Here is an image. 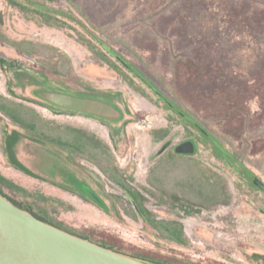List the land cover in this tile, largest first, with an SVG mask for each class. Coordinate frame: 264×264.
Here are the masks:
<instances>
[{"label": "rangeland", "instance_id": "374dc122", "mask_svg": "<svg viewBox=\"0 0 264 264\" xmlns=\"http://www.w3.org/2000/svg\"><path fill=\"white\" fill-rule=\"evenodd\" d=\"M18 2L26 9L0 0V173L18 186L4 192L124 253L264 264V193L163 103L187 113L264 183V0ZM76 20L137 73L104 50L128 78L98 59ZM47 89L107 99L124 117L112 123L51 107L36 96ZM13 131L25 172L8 159ZM187 140L196 153L176 154Z\"/></svg>", "mask_w": 264, "mask_h": 264}, {"label": "water", "instance_id": "95a60500", "mask_svg": "<svg viewBox=\"0 0 264 264\" xmlns=\"http://www.w3.org/2000/svg\"><path fill=\"white\" fill-rule=\"evenodd\" d=\"M37 97L60 109L118 121L122 112L102 99L58 90H43ZM176 154L193 155L187 140L174 148ZM253 184L264 192V183ZM0 264H154L78 237L16 207L0 194Z\"/></svg>", "mask_w": 264, "mask_h": 264}, {"label": "trees", "instance_id": "16d2710c", "mask_svg": "<svg viewBox=\"0 0 264 264\" xmlns=\"http://www.w3.org/2000/svg\"><path fill=\"white\" fill-rule=\"evenodd\" d=\"M10 3H13L14 6L19 7L20 9H26L25 5L20 4L18 2V0H9ZM38 13H40V11L36 10ZM36 12V13H37ZM55 21L61 23V25H65L64 22H61V20H58L56 18H53ZM77 21V25L81 28V30L83 31V33H85L87 36H89L92 41H95L97 44V46L95 44H92L91 40L88 41V38H82L84 37L82 34L83 33H79V35L81 36V39L85 44V46L88 48L89 51H91L92 53H94V55L100 59L103 63H106L108 65H110L111 68L114 69V71L118 74V76L120 78H128L127 75L122 72V70L120 68H118L119 66L117 64H115L113 61L108 60V58L106 57L105 54H102L101 50H104L112 59H114L115 61H117V63L120 64L121 68H123L126 72L128 73H137L134 69V67L131 65V63H129L128 61L122 59L120 56H118L117 54H115L110 48L106 47L105 44H103L102 42H100L97 37L95 36V34L93 32H91L87 26L85 24H83L82 22H80L79 20ZM83 24V26H82ZM136 75V74H134ZM136 78V77H135ZM148 88L151 90V92L153 93V91L155 92V94H157L159 97L160 94L154 90V88L150 85L147 84ZM47 90H57V89H47ZM61 91V90H58ZM65 92V91H62ZM68 93V92H67ZM73 94V93H72ZM76 95H80V94H76ZM37 96V95H36ZM82 96H86V95H82ZM89 97H94V98H99L102 99L101 97L98 96H94V95H90ZM147 98H149V96H147ZM108 103L113 104L116 108H118L121 112H122V118L118 121H106L103 119L105 122H112V123H116L119 122L123 119L124 117V112L122 111L121 108H119L115 103L107 100V99H102ZM44 102V101H43ZM45 104L54 107L46 102H44ZM163 103H165V108L167 110L173 111L175 112L178 116L180 121H182L184 124H190L196 131L197 133L201 136V140L204 144H207V146H209L211 153L219 160L225 162L227 165H229L230 167H232L242 178L246 179L250 186H252V188H255L257 190H259L254 184H253V180L254 179H259L248 167H246L245 164H243L241 162V160L239 159L238 155H235V153H233L232 151H230L229 149H227L219 140H217L215 137H213L211 134H209L206 130H204L203 128L200 127V125H198L193 118H191L189 115H187V113H185L184 111L178 110L177 108L173 107L171 103H169L168 101L163 99ZM57 108V107H54ZM60 109V108H58ZM64 110V109H62ZM65 111H69V112H75V111H70V110H65ZM77 113V112H76ZM89 116V115H88ZM93 117V116H91ZM97 118V117H95ZM19 140V136L17 134V132L13 131L10 134H8L6 136V140H5V144H6V151H7V155H8V159L9 162L11 163V165H13L15 168L25 172V170L23 169L24 166L23 164L17 159L16 154H15V144L17 143V141ZM193 142V141H192ZM194 143V142H193ZM195 146V151L193 154L196 153V144L194 143ZM1 186H6L8 189H12V188H18V186H16L13 182H11L10 180L6 179L4 176H2V174L0 173V194L2 196H4L6 199H8L10 202H12L16 207L32 214L34 217H36L37 219L49 223L57 228H60L64 231H67L71 234H74L78 237L87 239L93 243H96L100 246H103L105 248H108L110 250L137 258V259H141L147 262H151L154 264H181L180 262H175V261H167V260H161V259H154V258H150L141 254H128V253H124L122 250L117 249L116 247H113L111 245H108L106 243L103 242H95L93 241L90 237L86 236V235H81V234H77L73 231H70L68 229L63 228L61 225L53 223L49 220H47L46 218L42 217L40 214L36 213L34 210H32V207L28 206V205H24L20 202H17L16 200H13L12 198H10L3 190V188ZM261 191V190H259ZM87 191L86 193L93 198L94 200H96L97 204H99L101 206L102 202L101 200L95 196L94 193ZM262 193H264L263 191H261ZM128 197L130 198V202L133 205L136 213L140 216V218L142 219L143 222H145L146 224H149L152 222V215L149 211H147L143 205L138 201L137 199V195L133 192H128Z\"/></svg>", "mask_w": 264, "mask_h": 264}]
</instances>
